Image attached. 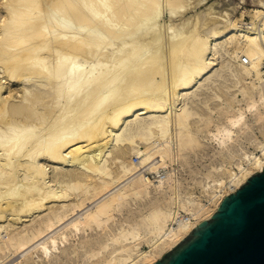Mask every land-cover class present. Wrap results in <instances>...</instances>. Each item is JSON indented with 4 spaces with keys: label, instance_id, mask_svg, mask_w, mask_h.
I'll return each instance as SVG.
<instances>
[{
    "label": "bare ground",
    "instance_id": "obj_1",
    "mask_svg": "<svg viewBox=\"0 0 264 264\" xmlns=\"http://www.w3.org/2000/svg\"><path fill=\"white\" fill-rule=\"evenodd\" d=\"M252 1L235 17L213 3L186 16L207 0H0V264L51 263L88 228L104 237L86 242V264H153L264 166V139L227 143L246 111L264 137V0ZM212 103L207 135L235 167L213 163L220 174L192 177L205 194L182 192L181 152L200 145ZM151 188L163 196L112 230Z\"/></svg>",
    "mask_w": 264,
    "mask_h": 264
},
{
    "label": "water",
    "instance_id": "obj_2",
    "mask_svg": "<svg viewBox=\"0 0 264 264\" xmlns=\"http://www.w3.org/2000/svg\"><path fill=\"white\" fill-rule=\"evenodd\" d=\"M153 264H264V166Z\"/></svg>",
    "mask_w": 264,
    "mask_h": 264
},
{
    "label": "rangeland",
    "instance_id": "obj_3",
    "mask_svg": "<svg viewBox=\"0 0 264 264\" xmlns=\"http://www.w3.org/2000/svg\"><path fill=\"white\" fill-rule=\"evenodd\" d=\"M215 1H217V0H213V1L207 0V3H203L200 6L198 5L197 7L194 8L195 10L194 9H193V11L191 10L190 12H188L186 14V16H188V14H190V15L194 14L198 10L205 8V6L209 5L210 3L217 4V6H216L217 9L221 5H224V7L228 8V9L229 8L231 9V8H233V5L234 6L236 5L234 8V11L231 14L235 17L237 15L238 16L240 15L239 13H241V10H245V9L250 10V9L256 7L255 2H253L252 0H241V1L240 0H230V1L229 0H218V2L220 1V3L215 2ZM225 1H227V2H225ZM223 2H224V4H223ZM236 2H237V4H236ZM241 2H243V3H241ZM238 10H239V12H238ZM163 14L164 15L162 18L167 20L168 19L167 13L164 11ZM250 19L251 18L249 17V15L245 14L244 23L250 21ZM223 57L226 58V62L229 59L230 63L232 64V61H233L232 57L228 56L227 54H225ZM229 89L230 90H228V93L233 94L236 92V95L235 94H233V95H235V98L237 96V98L241 102V105H244L243 103L245 101H244V99H242V95L240 94V92L238 90H235L236 87L230 86ZM232 89H233V92H232ZM202 97H203V95H202ZM186 101H188L189 104H192V98L186 99ZM239 101L236 104H240ZM198 103H200L202 105V103L200 101H198ZM212 108H213V103L210 104V106L208 108L207 107L205 108V106H204V110L207 109L206 111H204V112H206V114L207 113L210 114L209 111L213 110V112H211V114H210L211 119H213V120L209 126L207 125L205 127L207 130L204 128V129H201L197 132V134L201 140L200 145L195 146L194 149H184L181 152L180 161H182L184 163L183 164L184 166H181L183 169H181V171L178 173V175L182 174L181 175V182H182L181 184L182 185H180L181 186L180 191L182 190V192H184L183 190L189 189L191 187V189L194 190L196 195H198L199 193L205 194L202 192L203 190L201 187H198L196 184H194L192 177L195 175H198V176L202 175V177H203V175L205 176L206 172L211 171V170H212V175L217 176L218 174H220V172L222 170L221 171L213 170L214 169L212 167V166H214V165H212L213 163L214 164H217V163L220 164L221 163L222 166L224 165L226 168L235 167L234 161H236V159L234 157H232L234 159L233 160L230 157L229 151L225 148L223 149V152H221L220 154L217 153L216 148L214 146V143L212 142L213 140L211 141V139H209L210 138L209 135H207L208 130L213 129L212 125L214 127V122H217L218 119L220 120L219 116H217L218 113H217L216 109L214 108L215 109L214 110ZM261 109L264 111V108L261 107ZM254 116H255L254 112L246 111L245 117H244L246 125H244L238 129L237 134L233 137L234 138L233 140L227 142L228 144H230L229 149H233L234 151L240 152L241 151L240 148L244 147V148H242V150L243 149L244 150H246V149L252 150L254 148L253 144L255 146L254 141L257 142L260 139H264V137L262 136V134L258 128L259 122L255 120ZM262 121H264V117H263ZM252 140L254 143L252 142ZM130 156L132 157V159L134 161L138 160V157H136L135 154H130ZM172 162L173 163H171V161H169L168 162L169 164L166 168L160 169L159 174L160 175L162 174V176L165 175L167 172L170 171L169 169L171 167H173V168H171V170L173 169L172 171H175L177 164L175 161H172ZM49 165H50V170L52 171V166H51V164H47V166H49ZM190 167L192 168L193 171H190L191 170ZM164 172H165V174H164ZM153 175H156V172H153L151 174V176H153ZM154 178H156V176ZM162 196H163L162 193H160L159 191H156L154 188H151L150 194L147 196L137 197V198L130 197L128 199V202L122 206L121 210L114 211L115 217L113 220H111L109 222V227L112 230H116V228H118L119 226L124 224L125 221L127 222V219H130L132 217L137 218L141 214L146 213L148 210L149 203H151L152 200L155 199L156 197H162ZM173 205H175V204H173ZM30 221H31V219H30ZM103 231L104 230H100L99 228H91V229L88 228L85 231L82 230V231L78 232L77 234H71L68 237L69 239L64 244H66L65 246H72L73 244H75L77 247L76 251L75 252H69V251L66 252V251H63L61 248V249H59L58 253H54L52 255V258L48 261V262L51 261V263H45V264H86L85 259H83L85 256L84 249L88 245V244H86V242H90L91 240H93L94 238H96L98 236L104 237ZM109 232H110V230L107 229V233H109ZM140 247L146 248V246L144 244H141ZM33 259H37V258L34 257Z\"/></svg>",
    "mask_w": 264,
    "mask_h": 264
},
{
    "label": "built area",
    "instance_id": "obj_4",
    "mask_svg": "<svg viewBox=\"0 0 264 264\" xmlns=\"http://www.w3.org/2000/svg\"><path fill=\"white\" fill-rule=\"evenodd\" d=\"M182 215V213L180 214ZM180 215H177V214H174L173 218L169 221V224L172 226V225H176L178 224V221H180Z\"/></svg>",
    "mask_w": 264,
    "mask_h": 264
}]
</instances>
